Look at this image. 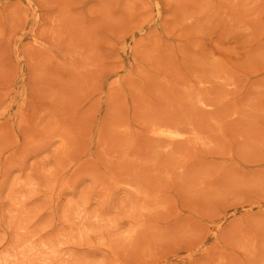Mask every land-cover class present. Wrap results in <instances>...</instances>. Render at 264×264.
<instances>
[{"label": "rangeland", "instance_id": "obj_1", "mask_svg": "<svg viewBox=\"0 0 264 264\" xmlns=\"http://www.w3.org/2000/svg\"><path fill=\"white\" fill-rule=\"evenodd\" d=\"M0 264H264V0H0Z\"/></svg>", "mask_w": 264, "mask_h": 264}]
</instances>
